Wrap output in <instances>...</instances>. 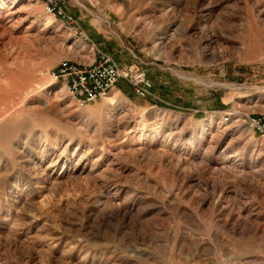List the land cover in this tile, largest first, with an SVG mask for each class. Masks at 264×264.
Wrapping results in <instances>:
<instances>
[{"label": "rangeland", "instance_id": "1", "mask_svg": "<svg viewBox=\"0 0 264 264\" xmlns=\"http://www.w3.org/2000/svg\"><path fill=\"white\" fill-rule=\"evenodd\" d=\"M65 10L83 34L0 0V264H264V142L238 120L263 111L264 0ZM100 52L151 96L81 106L49 75Z\"/></svg>", "mask_w": 264, "mask_h": 264}, {"label": "built area", "instance_id": "2", "mask_svg": "<svg viewBox=\"0 0 264 264\" xmlns=\"http://www.w3.org/2000/svg\"><path fill=\"white\" fill-rule=\"evenodd\" d=\"M35 1L45 6L47 14L55 19L68 22L74 27L76 33L83 34L78 23L65 10L67 0ZM86 39L92 42L87 36ZM262 65L264 67V61ZM49 75L55 81L61 82L81 106L97 103L114 91L121 81L126 82L133 94L141 99H148L154 88L153 81L139 65H119L112 56L103 52H100L90 65L65 60L51 70ZM255 89L258 94L255 105L263 106V111L243 114L238 120L258 140L264 142V72ZM232 116H234L233 113H226L224 122H230Z\"/></svg>", "mask_w": 264, "mask_h": 264}, {"label": "bare ground", "instance_id": "3", "mask_svg": "<svg viewBox=\"0 0 264 264\" xmlns=\"http://www.w3.org/2000/svg\"><path fill=\"white\" fill-rule=\"evenodd\" d=\"M10 76H12V75L10 74ZM198 80H199L200 82H202L201 79H198ZM115 92H116V91H115ZM117 94H118V93H115L116 96H117ZM6 103H7V102H6ZM1 118H2V117H1ZM2 120H3V119H2ZM4 131H5V130H4ZM2 133H3V132H2ZM0 135H1V133H0ZM15 135H16V128L14 127V128L12 129V136L15 137ZM4 146H5V145H4Z\"/></svg>", "mask_w": 264, "mask_h": 264}, {"label": "crops", "instance_id": "4", "mask_svg": "<svg viewBox=\"0 0 264 264\" xmlns=\"http://www.w3.org/2000/svg\"><path fill=\"white\" fill-rule=\"evenodd\" d=\"M149 78H150V77H149ZM115 90H118V91L122 92L121 89H119L118 87H117Z\"/></svg>", "mask_w": 264, "mask_h": 264}]
</instances>
